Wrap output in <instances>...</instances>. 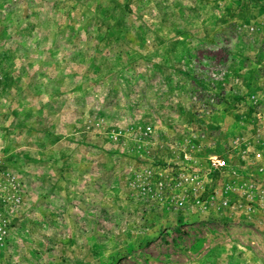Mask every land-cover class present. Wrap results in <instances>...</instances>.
I'll return each instance as SVG.
<instances>
[{
	"label": "rangeland",
	"instance_id": "374dc122",
	"mask_svg": "<svg viewBox=\"0 0 264 264\" xmlns=\"http://www.w3.org/2000/svg\"><path fill=\"white\" fill-rule=\"evenodd\" d=\"M0 264H264V0H0Z\"/></svg>",
	"mask_w": 264,
	"mask_h": 264
},
{
	"label": "built area",
	"instance_id": "2783aa9c",
	"mask_svg": "<svg viewBox=\"0 0 264 264\" xmlns=\"http://www.w3.org/2000/svg\"><path fill=\"white\" fill-rule=\"evenodd\" d=\"M258 156H260L258 154ZM212 165L215 167V168H219V167H222L225 165V161L222 160V159H219L218 156H215L213 161H212Z\"/></svg>",
	"mask_w": 264,
	"mask_h": 264
}]
</instances>
